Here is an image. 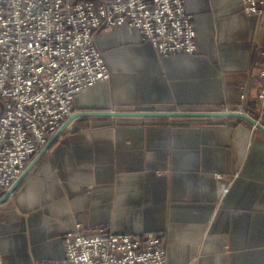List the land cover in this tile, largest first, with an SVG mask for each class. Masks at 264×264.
I'll list each match as a JSON object with an SVG mask.
<instances>
[{
  "label": "crops",
  "instance_id": "crops-1",
  "mask_svg": "<svg viewBox=\"0 0 264 264\" xmlns=\"http://www.w3.org/2000/svg\"><path fill=\"white\" fill-rule=\"evenodd\" d=\"M186 5L196 53L162 55L120 15L97 36L110 77L78 93L74 113L242 109L256 118L257 16L243 0ZM37 161L0 198V264L63 259L64 235L80 226L161 233L167 264H264V131L245 118L83 115Z\"/></svg>",
  "mask_w": 264,
  "mask_h": 264
},
{
  "label": "built area",
  "instance_id": "built-area-1",
  "mask_svg": "<svg viewBox=\"0 0 264 264\" xmlns=\"http://www.w3.org/2000/svg\"><path fill=\"white\" fill-rule=\"evenodd\" d=\"M243 10L264 28V0H243ZM120 15L162 55L198 51L186 0H0V198L74 113V97L110 77L97 36L114 29ZM260 52L252 70L263 80V47ZM243 89L246 99L247 85ZM258 96L256 119L263 123L264 85ZM64 236L65 257L43 264L168 263L158 232L124 235L80 226Z\"/></svg>",
  "mask_w": 264,
  "mask_h": 264
},
{
  "label": "water",
  "instance_id": "water-1",
  "mask_svg": "<svg viewBox=\"0 0 264 264\" xmlns=\"http://www.w3.org/2000/svg\"><path fill=\"white\" fill-rule=\"evenodd\" d=\"M83 115H106V116H113V117H242L250 121L255 125V127L264 131V124L259 122L254 116L247 113L245 110H172V111H163V110H111V111H82L76 112L72 114L69 119L62 125V127L57 131V134L54 135L53 139L49 142L46 148L39 154V156L35 159L28 169L24 172L23 176L15 181V183L11 186L10 190H8L7 198L13 191H15L16 187L19 185L23 177L30 171V169L35 165L37 160L43 155V153L50 148V145L55 141V139L62 134V132L66 129L69 123L80 116ZM3 199H0V202Z\"/></svg>",
  "mask_w": 264,
  "mask_h": 264
},
{
  "label": "rangeland",
  "instance_id": "rangeland-1",
  "mask_svg": "<svg viewBox=\"0 0 264 264\" xmlns=\"http://www.w3.org/2000/svg\"><path fill=\"white\" fill-rule=\"evenodd\" d=\"M261 51V50H260ZM260 54V53H259ZM244 86H246V85H244ZM243 88V87H242ZM258 92H259V90H258ZM258 92H257V96H258ZM243 93H244V89H243ZM242 97H243V94H242ZM259 97V96H258ZM258 97H256L257 98V102H256V105H257V103H258ZM244 100H245V98H243ZM246 100H247V98H246ZM258 107V106H257ZM258 109H259V107H258ZM261 112V111H260ZM259 112V113H260ZM251 114H252V112H251ZM259 117V115H257L256 116V118H258Z\"/></svg>",
  "mask_w": 264,
  "mask_h": 264
}]
</instances>
